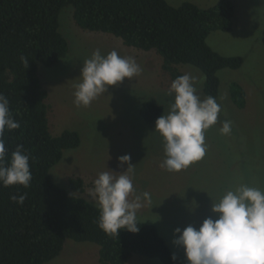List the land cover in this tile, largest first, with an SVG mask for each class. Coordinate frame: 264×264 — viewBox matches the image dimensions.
<instances>
[{"label": "rangeland", "instance_id": "obj_1", "mask_svg": "<svg viewBox=\"0 0 264 264\" xmlns=\"http://www.w3.org/2000/svg\"><path fill=\"white\" fill-rule=\"evenodd\" d=\"M179 6L186 1L209 8L221 0H168ZM236 5L234 26L230 31L215 30L208 36L209 45L226 56H243L238 69L219 71L221 106L216 125L206 130L205 156L180 172L163 167L166 159L162 136L155 122L148 123L141 108L153 101L165 106L172 76L162 68L163 58L156 50L145 51L126 45L113 34L81 27L74 18V7L62 9L60 31L67 38L69 51L56 66L40 65L43 86L48 91L49 125L53 135L76 130L82 141L77 148L66 149L61 161L51 170L53 181L69 188L72 178L82 177L85 191L91 197L94 180L104 171L119 176L127 171L136 195L150 194L143 200L137 220L154 224L166 239L176 257L189 264L184 249L173 243L174 230L189 225L199 229L212 213L213 201L240 185L264 190V0H232ZM99 49L102 56L115 50L122 57H133L142 72L115 86H109L89 106L74 103L76 85L81 82L83 62ZM183 74L197 78V94L204 99L205 74L191 64H181ZM233 83L247 92V103L239 108L232 100ZM231 121V133L221 135L224 121ZM130 160L121 164L119 157ZM134 199V197H132ZM99 246L90 242L67 240L60 256L46 264H101ZM127 264H164L159 258L134 254Z\"/></svg>", "mask_w": 264, "mask_h": 264}, {"label": "trees", "instance_id": "obj_2", "mask_svg": "<svg viewBox=\"0 0 264 264\" xmlns=\"http://www.w3.org/2000/svg\"><path fill=\"white\" fill-rule=\"evenodd\" d=\"M69 5L84 29L113 34L145 51L156 50L173 79L183 75L181 64L198 67L205 74L207 96H219L220 70L238 69L244 63L243 56L223 55L207 41L215 30H232L236 14L232 0L209 8L190 1L176 6L168 0H0V93L20 124L4 133L5 158L10 160L22 145L30 154L32 175L27 188L0 184V264H46L61 255L67 240L98 245L101 264H127L134 254L183 264L172 260L174 251L156 225L137 220L138 232L121 229L118 236L108 235L98 226L97 204L81 195L84 179L72 178L65 188L51 177L64 151L82 141L76 130L51 132L48 91L39 73L41 64L56 66L68 54L59 16ZM230 93L239 108L246 106L247 92L241 84L233 83ZM164 111L163 104L153 101L141 108L148 123ZM17 194H26L22 205L10 199Z\"/></svg>", "mask_w": 264, "mask_h": 264}, {"label": "clouds", "instance_id": "obj_3", "mask_svg": "<svg viewBox=\"0 0 264 264\" xmlns=\"http://www.w3.org/2000/svg\"><path fill=\"white\" fill-rule=\"evenodd\" d=\"M22 62L28 64L25 57ZM29 66V65H28ZM142 68L133 57H122L115 50L102 56L97 49L83 62L81 82L76 85L74 103L89 106L109 86L122 83L125 78L139 75ZM197 78L189 73L172 81L167 95V112L157 118L155 131L164 142L166 159L163 167L169 172H180L205 156V131L216 125L221 106L213 96L204 99L197 94ZM231 121H224L221 135L231 133ZM20 124L14 119L8 99L0 93V184L4 187L22 185L27 188L32 179L30 154L18 146L6 161L5 131L16 130ZM121 164L130 156L119 157ZM127 171L114 176L104 171L94 180L92 199L100 210L98 226L108 235L118 236L121 229L133 233L140 230L137 212L143 200L150 202V194H135L133 180ZM134 197V199H132ZM13 202L23 204L24 195H13ZM212 213L199 229L189 225L174 230L175 245L184 249L189 264H264V190L240 185L227 190L218 201H213ZM172 260L176 261L174 254Z\"/></svg>", "mask_w": 264, "mask_h": 264}]
</instances>
